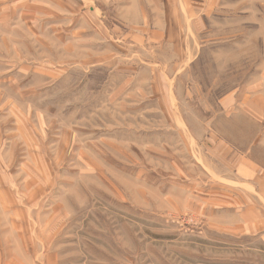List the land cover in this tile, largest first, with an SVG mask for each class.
Segmentation results:
<instances>
[{
	"label": "rangeland",
	"instance_id": "obj_1",
	"mask_svg": "<svg viewBox=\"0 0 264 264\" xmlns=\"http://www.w3.org/2000/svg\"><path fill=\"white\" fill-rule=\"evenodd\" d=\"M141 5H101L106 56L64 31L0 43V226L53 264H264V210L253 230L225 155L261 135L264 0Z\"/></svg>",
	"mask_w": 264,
	"mask_h": 264
},
{
	"label": "crops",
	"instance_id": "obj_2",
	"mask_svg": "<svg viewBox=\"0 0 264 264\" xmlns=\"http://www.w3.org/2000/svg\"><path fill=\"white\" fill-rule=\"evenodd\" d=\"M96 3H100L105 8L114 5L116 19L123 17L124 14L129 17V13L137 17L143 9L142 0H0V43L5 45L7 40L17 41L15 31L19 28L27 32H40L42 36L52 35V40L58 42L62 40V34H58L64 31L67 33L65 35L67 37L66 41L77 43L84 35L87 36V41H91L93 44L100 43L102 45L101 52H95L94 54L96 56H106L111 52L108 47L109 39L99 40L104 32L98 24V22L101 23L99 18L101 19V8L103 7L100 5L99 8ZM131 8L132 10H130ZM124 9L130 11L121 13ZM146 14L150 15L149 12H146ZM160 16L158 14V17ZM131 22L134 21L131 19L129 23ZM2 48L3 45H0V49ZM6 64L7 66L11 65L12 62ZM246 105L249 117H251L250 121L262 124L261 135L251 141L245 152L230 154L228 151L225 155L229 154L230 166L234 167L236 171L235 174L232 173V179L235 178L236 182L233 180L232 183L239 186L245 185L246 190L251 192L248 194L249 197H245L246 209L244 213L247 216L245 218H248L247 211L253 216L260 215L261 217L262 213L259 208L264 210V91L257 92L247 101ZM218 146L216 154L222 158L225 145L222 146L221 143H218ZM5 185L8 186L7 183L0 184V191L5 192ZM231 203L232 201L229 205ZM258 203L261 206H256ZM0 214H7V211L0 212ZM13 214L15 217H22L18 216L20 211H14ZM26 214L29 213L26 212ZM257 221L259 222L250 220L253 230L261 226L262 221L260 218ZM23 229L25 233H29L31 238L30 243L24 242L25 250L22 244H18V242L11 243L8 240L7 236L12 233V230L7 231V227L0 226V234L4 232L6 235V240L0 237V264H29V262L30 264H53L55 255L52 256V253H49L47 259V253L44 251L45 247H43L41 254L36 253L35 250L38 245L32 243L34 234H36L35 230L32 231L29 225L27 227L15 226V230L19 234ZM44 231L43 235H45ZM42 244L44 246V242ZM32 245H34L33 248ZM17 249L21 251V254L15 252ZM11 250L13 252H10ZM30 253L34 256V260H31ZM35 258H37V262H35Z\"/></svg>",
	"mask_w": 264,
	"mask_h": 264
}]
</instances>
